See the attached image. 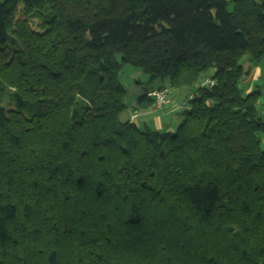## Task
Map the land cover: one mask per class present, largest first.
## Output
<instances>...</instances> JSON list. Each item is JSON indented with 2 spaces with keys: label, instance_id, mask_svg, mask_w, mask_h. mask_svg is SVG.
I'll return each instance as SVG.
<instances>
[{
  "label": "trees",
  "instance_id": "obj_1",
  "mask_svg": "<svg viewBox=\"0 0 264 264\" xmlns=\"http://www.w3.org/2000/svg\"><path fill=\"white\" fill-rule=\"evenodd\" d=\"M245 59L264 60V0H0V264H264ZM121 65L191 89L172 132L122 119Z\"/></svg>",
  "mask_w": 264,
  "mask_h": 264
},
{
  "label": "rangeland",
  "instance_id": "obj_2",
  "mask_svg": "<svg viewBox=\"0 0 264 264\" xmlns=\"http://www.w3.org/2000/svg\"><path fill=\"white\" fill-rule=\"evenodd\" d=\"M230 1V0H228ZM259 1V0H255ZM231 9V5L228 7ZM18 17L28 20L30 27L35 32H43L49 27V16L47 8L42 5L41 9H34L30 6L20 3L18 6ZM212 71L210 70L206 76H210ZM119 82L125 90V96L123 99V104L126 106V110L122 114V119L134 120L135 118L133 113V107L136 105V102L141 97L147 96V94L154 89H159L160 86L166 84L160 82L159 80H150L149 77L141 72L140 69L131 67L129 65H121L119 73ZM9 91L0 92V108L2 109H11L12 103L9 99ZM173 94H176L173 98ZM191 95V89L185 88L180 91H172L170 94V103L175 102V106H180L179 111L183 110V106L187 103L188 98ZM173 104L168 105L162 108H156L153 105L149 108L151 110L158 111H168L173 109ZM174 106V107H175ZM172 107V108H171ZM178 109V108H177ZM178 111V113H179ZM175 112V111H174ZM170 118H167L166 121H169ZM137 120V119H136ZM264 140V138H263ZM264 147V144H263Z\"/></svg>",
  "mask_w": 264,
  "mask_h": 264
},
{
  "label": "crops",
  "instance_id": "obj_3",
  "mask_svg": "<svg viewBox=\"0 0 264 264\" xmlns=\"http://www.w3.org/2000/svg\"><path fill=\"white\" fill-rule=\"evenodd\" d=\"M242 66L246 74L240 80L239 88L244 95H247L254 91H257L259 93V98L256 103V109L262 116H264V60L257 64H253L249 62L248 59H245L242 62ZM163 83L166 84L162 85V87L168 86L167 81H164ZM175 95L176 94H173V98ZM172 103H174L173 109H170L167 112L158 111L156 109L151 110L149 108L133 111L134 116L136 117L134 120L140 127L150 126L152 129H156L162 132H172L178 123L177 114L180 107L178 105L175 106L176 101L171 102L170 105H172ZM167 118H170L169 121H166Z\"/></svg>",
  "mask_w": 264,
  "mask_h": 264
},
{
  "label": "built area",
  "instance_id": "obj_4",
  "mask_svg": "<svg viewBox=\"0 0 264 264\" xmlns=\"http://www.w3.org/2000/svg\"><path fill=\"white\" fill-rule=\"evenodd\" d=\"M213 84L209 76L204 77L200 85L201 86H211ZM170 89L168 87H162L160 89L151 90L148 93V97L152 100V105L156 108L166 107L170 104Z\"/></svg>",
  "mask_w": 264,
  "mask_h": 264
}]
</instances>
